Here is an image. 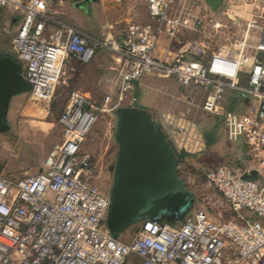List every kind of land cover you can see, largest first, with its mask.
I'll use <instances>...</instances> for the list:
<instances>
[{
  "label": "built area",
  "instance_id": "2783aa9c",
  "mask_svg": "<svg viewBox=\"0 0 264 264\" xmlns=\"http://www.w3.org/2000/svg\"><path fill=\"white\" fill-rule=\"evenodd\" d=\"M52 1L0 0V8L20 14L11 48L29 95L50 102L69 56L89 63L107 46L114 63L101 78L100 102L70 90L57 116L61 139L39 170L0 173V264H125L130 254L139 264H264V25L248 19L227 44L211 49L189 39L205 18L191 0H145L146 19H127L120 40L106 43L55 17ZM48 26L55 28L47 33ZM151 74L183 89L177 97L183 107L153 119L175 154L205 150L203 124L194 117L200 112L224 116L225 140L245 146L254 164L201 170L232 212L229 219L202 206L174 225L144 219L122 241L104 224L109 196L96 184V165L82 144L99 117L136 102L134 83L144 85ZM236 94L245 103L228 109L225 101Z\"/></svg>",
  "mask_w": 264,
  "mask_h": 264
},
{
  "label": "rangeland",
  "instance_id": "374dc122",
  "mask_svg": "<svg viewBox=\"0 0 264 264\" xmlns=\"http://www.w3.org/2000/svg\"><path fill=\"white\" fill-rule=\"evenodd\" d=\"M191 4L193 11L201 15L205 14V18L203 26L195 34H190L189 39L204 42L211 49L227 44L233 36L240 32L244 22L248 19H254L257 24L264 25V0H223L221 6L215 11L209 8L206 0H191ZM133 7L135 15L136 13L141 17L147 15L144 0L135 2ZM225 12L234 15L236 21H231ZM1 17L3 18L0 11V19ZM1 22L2 20L0 21V46L6 50L8 55L15 58L11 48V39L17 29L8 31V27L2 26ZM217 23L221 25L215 26ZM90 35L96 36L95 34ZM103 47H99L96 52ZM107 51L108 55L111 54L114 57L111 49L107 48ZM149 76L152 77L144 78V85L135 82L131 92L138 94L136 102L149 111L152 119L157 121L160 111L171 112L183 107L182 101L177 99L178 96H183L182 87H179L172 78H164L157 74ZM82 84L84 85L85 82ZM73 87L71 80L66 83L60 80L50 102L44 103L27 94L22 99L23 104L20 102L14 105L7 129L0 132V173L11 177H21L42 167L43 159L49 148L61 139L62 131L57 122V116ZM100 95L97 102L101 101L103 94ZM225 102L229 109V100ZM241 103H245V99ZM131 105L126 104L120 107ZM31 109L32 111H29ZM194 117L203 124L205 138L209 144L215 146V150L209 155H201L202 152L194 155L187 154L186 157L177 161L178 176L193 195V202H190L187 210L185 208L181 211L180 219H184L203 206L218 219L227 220L232 217V212L221 202L214 188L205 182L201 170L221 164L241 168L245 164L253 165L254 162L245 146L239 144L231 149L228 145L230 143L224 141L226 138L224 116L204 115L197 112ZM115 132L116 113L114 111L110 116L104 114L97 119L82 144V150L89 153L96 165L95 182L104 193H108L114 183V172H110V166L116 163L117 158L118 146ZM158 219L170 221L164 211ZM140 222L139 220L131 223L128 231L121 233L118 238L122 241L129 240L135 234ZM125 264H139V258L135 254H130Z\"/></svg>",
  "mask_w": 264,
  "mask_h": 264
},
{
  "label": "water",
  "instance_id": "95a60500",
  "mask_svg": "<svg viewBox=\"0 0 264 264\" xmlns=\"http://www.w3.org/2000/svg\"><path fill=\"white\" fill-rule=\"evenodd\" d=\"M95 0H84L76 4ZM223 0H206L213 11ZM23 67L10 55L0 56V132L8 127L7 108L13 95L30 92ZM118 146L114 183L108 191L109 206L104 224L118 237L131 223L152 219L177 224L181 211L193 202L191 191L177 173V157L159 124L143 106L115 110ZM189 210V209H188ZM166 212L168 220L158 216ZM180 222V223H181Z\"/></svg>",
  "mask_w": 264,
  "mask_h": 264
},
{
  "label": "crops",
  "instance_id": "0c3cea01",
  "mask_svg": "<svg viewBox=\"0 0 264 264\" xmlns=\"http://www.w3.org/2000/svg\"><path fill=\"white\" fill-rule=\"evenodd\" d=\"M83 1L84 0H53L49 9L55 17L65 19L77 28L82 29L89 34H95L97 37L99 36L106 43L109 41L117 42L120 40V27L127 19L134 18L143 21L147 17V15L141 17L137 13L135 15L133 6L135 5V2L137 3L139 0H95L83 3L81 6L76 5ZM0 11L3 16V18L1 17L0 19V21L2 20V26H7L8 31H10V29H17L20 21V14L8 7L0 8ZM54 28V26H48L47 33H50ZM104 47L95 52L89 63H81L74 57L69 56L62 64V80L65 81V83L66 81L69 82L71 80V84L74 86L72 89L80 90L92 100H98V97L101 96L100 94H103L104 86L101 83V78L104 74H108L109 66L114 63V57H112L111 54L108 55V47ZM3 55L8 54L6 50L0 46V56ZM110 57L112 59H109ZM147 78L149 79V77ZM83 82H85L84 85L82 84ZM27 94L28 93H17L11 97L7 108V120L11 118V111L14 105L19 104L20 102L22 103V99ZM132 95L138 97V94L132 93ZM242 101V97L239 94H236L230 98L229 107L237 109ZM131 106L138 107L143 105L136 102ZM29 111H32V109ZM203 114L205 115L206 113ZM204 139L206 148L202 154H200L209 155L210 153H214L215 146L209 144L205 138V134ZM224 141L228 143L226 140ZM229 143L230 144L228 145L231 149L240 144L239 142ZM125 231H128V228ZM125 231L122 233H125Z\"/></svg>",
  "mask_w": 264,
  "mask_h": 264
},
{
  "label": "trees",
  "instance_id": "16d2710c",
  "mask_svg": "<svg viewBox=\"0 0 264 264\" xmlns=\"http://www.w3.org/2000/svg\"><path fill=\"white\" fill-rule=\"evenodd\" d=\"M229 109H231V107H229ZM185 155H187V154H184V153H182V154H176V157H177V161H179V159L180 158H184V157H186Z\"/></svg>",
  "mask_w": 264,
  "mask_h": 264
},
{
  "label": "flooded vegetation",
  "instance_id": "af4514ba",
  "mask_svg": "<svg viewBox=\"0 0 264 264\" xmlns=\"http://www.w3.org/2000/svg\"><path fill=\"white\" fill-rule=\"evenodd\" d=\"M114 166H115V164H112L111 166H110V172L112 171V172H114L115 171V168H114Z\"/></svg>",
  "mask_w": 264,
  "mask_h": 264
},
{
  "label": "bare ground",
  "instance_id": "6f19581e",
  "mask_svg": "<svg viewBox=\"0 0 264 264\" xmlns=\"http://www.w3.org/2000/svg\"><path fill=\"white\" fill-rule=\"evenodd\" d=\"M9 8V7H8Z\"/></svg>",
  "mask_w": 264,
  "mask_h": 264
}]
</instances>
